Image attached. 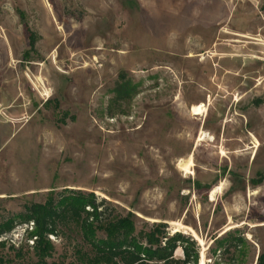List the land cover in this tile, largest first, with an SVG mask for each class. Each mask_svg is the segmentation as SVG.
<instances>
[{
    "label": "rangeland",
    "instance_id": "1",
    "mask_svg": "<svg viewBox=\"0 0 264 264\" xmlns=\"http://www.w3.org/2000/svg\"><path fill=\"white\" fill-rule=\"evenodd\" d=\"M66 188L192 236L206 264H257L264 0H0V222ZM28 227L2 237L4 264L36 262ZM50 238L49 261L76 264L81 236Z\"/></svg>",
    "mask_w": 264,
    "mask_h": 264
},
{
    "label": "trees",
    "instance_id": "2",
    "mask_svg": "<svg viewBox=\"0 0 264 264\" xmlns=\"http://www.w3.org/2000/svg\"><path fill=\"white\" fill-rule=\"evenodd\" d=\"M30 44L33 49V35ZM134 91L135 86L125 79L116 87L118 99L131 98ZM105 202H99L94 192L66 188L61 193L51 190L44 202L27 203L24 212L0 222V264L6 263L3 251L8 245L2 237L20 224L29 225L26 233L27 240L33 241L28 247L37 258L34 264H55L49 261L55 251L50 236L59 232H77L81 236L83 242L75 251L76 264H200V246L192 236L178 231L171 234L164 222L138 229L133 212L111 214ZM231 238L236 240V247L243 245V238ZM231 238H216L215 252ZM178 247L183 249V258L176 257ZM10 248L16 249L13 244ZM23 250L19 246L17 256L23 257ZM257 264H264V229Z\"/></svg>",
    "mask_w": 264,
    "mask_h": 264
},
{
    "label": "bare ground",
    "instance_id": "3",
    "mask_svg": "<svg viewBox=\"0 0 264 264\" xmlns=\"http://www.w3.org/2000/svg\"><path fill=\"white\" fill-rule=\"evenodd\" d=\"M204 107H206V104L195 105V106L192 107V110H191V111H192V113L195 114V115H201V114H203V112L205 111V110H204ZM193 164H194V162H193V157H192V155H191L190 158H189V160H188L187 162L181 160V161L179 162V167H180V169H182L183 171H186L187 173H191V174H193V170H192V167H191ZM219 188H220L219 186L215 187V188L212 190V195H214V194L218 191ZM180 225H181V224H180ZM200 264H206V258H205L204 253H202V255H201V258H200Z\"/></svg>",
    "mask_w": 264,
    "mask_h": 264
}]
</instances>
